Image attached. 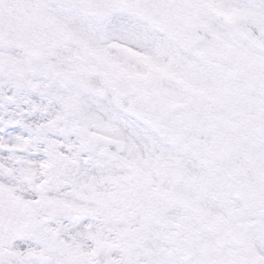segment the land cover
Wrapping results in <instances>:
<instances>
[{
    "label": "snow or ice",
    "instance_id": "snow-or-ice-1",
    "mask_svg": "<svg viewBox=\"0 0 264 264\" xmlns=\"http://www.w3.org/2000/svg\"><path fill=\"white\" fill-rule=\"evenodd\" d=\"M0 264H264V0H0Z\"/></svg>",
    "mask_w": 264,
    "mask_h": 264
}]
</instances>
